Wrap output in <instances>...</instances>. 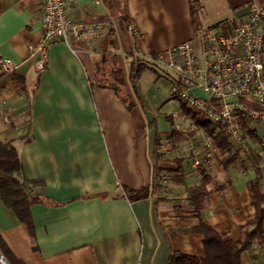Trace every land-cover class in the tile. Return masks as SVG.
I'll return each mask as SVG.
<instances>
[{"label": "crops", "instance_id": "0c3cea01", "mask_svg": "<svg viewBox=\"0 0 264 264\" xmlns=\"http://www.w3.org/2000/svg\"><path fill=\"white\" fill-rule=\"evenodd\" d=\"M126 2L129 22L108 0H68L72 17L103 22L107 31L96 40L51 43L37 71L28 44L40 37L39 1L0 0V58L14 63L0 67V141L16 142L21 176L40 181L31 188L40 197L29 207L32 232L0 199V237L21 264H166L170 251L204 255L203 236L178 229L201 221L235 240L253 214L247 151L224 166L226 152L214 140L208 160L192 165L209 133L202 116L185 118L170 98L164 64L170 47L200 28L235 22L264 0H196L195 15L191 0ZM117 70L116 94L105 84ZM241 128L264 167L263 128ZM205 174L212 190L197 212L186 188ZM142 187L145 197L127 198L126 190ZM249 246L241 264H264V240Z\"/></svg>", "mask_w": 264, "mask_h": 264}, {"label": "built area", "instance_id": "2783aa9c", "mask_svg": "<svg viewBox=\"0 0 264 264\" xmlns=\"http://www.w3.org/2000/svg\"><path fill=\"white\" fill-rule=\"evenodd\" d=\"M38 1L42 12L40 37L28 44L37 71L44 69L51 43L96 40L107 31L103 22L87 23L72 17L68 0ZM247 10L235 22L200 28L192 39L165 51L168 59L164 65L176 78L170 92L187 111L184 117L200 115L214 127L202 141L206 147L203 156L192 159L194 167L208 160L215 137L222 134L227 136L231 154L245 153L248 144L242 124L260 125L263 134L259 147L264 145V5L251 4ZM0 67L11 70L14 63L2 57ZM193 88L206 98L192 92ZM172 118L175 128H180L178 112H173ZM0 264H7L2 256Z\"/></svg>", "mask_w": 264, "mask_h": 264}, {"label": "trees", "instance_id": "16d2710c", "mask_svg": "<svg viewBox=\"0 0 264 264\" xmlns=\"http://www.w3.org/2000/svg\"><path fill=\"white\" fill-rule=\"evenodd\" d=\"M127 0H108L111 8L118 13L123 22H129L130 17L127 15ZM198 10L196 0H191L190 12L195 15ZM136 74V72H135ZM114 77L111 81L112 84H105L112 87L116 94L118 93L119 77L118 70L114 71ZM165 75L173 83L176 82L175 75L165 72ZM175 97L170 94V98ZM205 129L209 134H212L214 128L207 123L205 118L201 120ZM247 133L252 137L256 134L246 129ZM20 139L22 137H19ZM216 145L225 150L223 154L222 165L226 166L228 163L234 161L236 154H231L229 150V142L227 136L222 134L215 137ZM247 155L252 163L255 171V176L247 182L249 193L250 206H252L253 214L250 218L246 219L240 226L241 236L238 239L226 238L222 234L211 227L210 225L199 222L197 225L178 229L183 233L197 234L203 236L204 255L195 256L181 251H170L166 264H241L240 254L245 249L249 248L254 241L264 240V184H263V171L264 167L260 166L263 158L254 148L247 150ZM203 168V166H202ZM210 177L204 175L202 181L198 185L189 186L186 188L187 198L189 203L193 205V209L199 212L203 206V198L206 194L211 192V188H207L206 181ZM39 180L28 179L21 176V166L18 159L17 144L14 141H0V199L8 208L12 209L20 221L27 225L30 232L33 230V223L31 219L29 207L40 197L32 192V186L39 184ZM126 196L130 200L141 199L147 195V188L142 187L138 190H126ZM0 237V253L4 256L10 264H21V261H16L9 248L2 242Z\"/></svg>", "mask_w": 264, "mask_h": 264}, {"label": "water", "instance_id": "95a60500", "mask_svg": "<svg viewBox=\"0 0 264 264\" xmlns=\"http://www.w3.org/2000/svg\"><path fill=\"white\" fill-rule=\"evenodd\" d=\"M191 91L198 94L199 96H201L203 98H206V96L201 91H199V89L193 88V89H191ZM3 260L5 261L4 258H3Z\"/></svg>", "mask_w": 264, "mask_h": 264}, {"label": "rangeland", "instance_id": "374dc122", "mask_svg": "<svg viewBox=\"0 0 264 264\" xmlns=\"http://www.w3.org/2000/svg\"><path fill=\"white\" fill-rule=\"evenodd\" d=\"M200 116V115H199Z\"/></svg>", "mask_w": 264, "mask_h": 264}]
</instances>
